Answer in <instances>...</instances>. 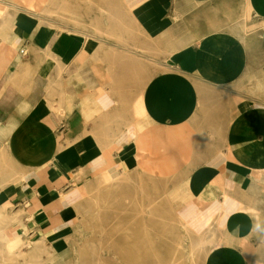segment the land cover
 I'll return each instance as SVG.
<instances>
[{
  "label": "crops",
  "instance_id": "obj_1",
  "mask_svg": "<svg viewBox=\"0 0 264 264\" xmlns=\"http://www.w3.org/2000/svg\"><path fill=\"white\" fill-rule=\"evenodd\" d=\"M147 131L189 151L196 264H264V0H0L2 239L65 241Z\"/></svg>",
  "mask_w": 264,
  "mask_h": 264
},
{
  "label": "rangeland",
  "instance_id": "obj_2",
  "mask_svg": "<svg viewBox=\"0 0 264 264\" xmlns=\"http://www.w3.org/2000/svg\"><path fill=\"white\" fill-rule=\"evenodd\" d=\"M150 72L147 70L148 76ZM134 89V93H138L142 87ZM137 109L142 113L140 103ZM146 133L148 144L143 141L139 152L140 164L134 168L140 171L124 176L123 173L115 175L117 177L112 178V181L99 183L100 173L94 188L89 187L84 192L80 222L70 237L53 246L39 247L35 252L33 245H23L20 256L14 255L10 260L7 259L9 256L0 236V264H196L194 259L201 254V250L187 244L189 235L175 214L176 204L184 200L177 194L179 186L183 184L179 180L192 168V165L187 164L189 151L181 146L176 147L175 142H171V135L160 143L155 142L154 134ZM214 138L212 135V142ZM161 147L169 153L166 155L167 160H160L163 153ZM147 154L148 157L144 158ZM149 162H156L160 169H164L163 173L156 172L160 182H156L144 168L145 163ZM138 219L140 222L136 223ZM134 237H139L143 242L140 247L144 253L139 259L133 257L136 259L126 260L120 252L129 245L120 241L132 240ZM131 247L137 248V245ZM108 248H111V252Z\"/></svg>",
  "mask_w": 264,
  "mask_h": 264
},
{
  "label": "bare ground",
  "instance_id": "obj_3",
  "mask_svg": "<svg viewBox=\"0 0 264 264\" xmlns=\"http://www.w3.org/2000/svg\"><path fill=\"white\" fill-rule=\"evenodd\" d=\"M239 25V24H238ZM93 41V40H92ZM86 42V41H85ZM116 48V47H115ZM108 50L109 51H111L109 48H108ZM122 51V50H121ZM112 53V52H111ZM118 53H120V52H118ZM124 55V54H123ZM109 56H111V55H109ZM107 59H109V58H107ZM109 61H111V60H109ZM140 63H142V62H140ZM139 63V64H140ZM122 64V63H121ZM140 66H141V64H140ZM166 68H168V67H166ZM135 130V129H134ZM137 130V129H136ZM108 132V131H107ZM119 135V134H118ZM122 135V134H121ZM133 136L135 137L134 138V140H136V150H137V157L138 158H140V155H139V152H140V150H141V146H142V144H143V140H141V137L139 136V134H133ZM145 138V137H144ZM112 141V140H111ZM116 141V140H115ZM99 142V141H98ZM97 142V143H98ZM135 143V142H134ZM161 150H162V147H161ZM163 151H164V149H163ZM102 152V151H101ZM137 161V160H136ZM162 164H164V163H162ZM162 164H160L161 166H162ZM148 172H150V174H151V176H153V178H154V180H155V177L157 176V173L156 172H161V173H163L164 172V169H160L159 168V166L157 165V163L156 162H149V163H145V167H144ZM145 170V171H146ZM144 177V176H143ZM152 178V177H151ZM153 180V181H154ZM102 181H112V180H108L105 176H103V175H101L100 176V178H99V180H98V182L100 183V182H102ZM151 183H152V181H151ZM110 186V185H109ZM147 186V185H146ZM113 188V187H112ZM113 195V194H112ZM112 195H110V196H112ZM21 214V213H20ZM24 214V213H23ZM13 215H16V213L15 214H13ZM15 217H18V215H16V216H14V218ZM19 218V217H18ZM15 221H16V218H15ZM137 222L136 223H139L140 222V220L138 219V220H136ZM1 223V222H0ZM3 237V239L2 240H4V242L6 243V245H5V251H6V253H7V255L9 256V257H7V259H12L13 257H14V255H19L20 256V252H21V248H22V246L23 245H26L27 247H29V245L31 244V246L33 245L34 246V249H33V251L35 252L36 250H39V247H42V246H39L42 242L41 241H39V242H32V243H30V242H28L27 240H25L24 239V241L22 242L21 240H19L18 239V241H17V244H15V247H12V241H9L8 239L7 240H5L6 239V237L3 235L2 236ZM120 242H122L123 244H126V245H129V247L128 248H126L124 251H122V252H120L121 253V255L122 256H124V258L126 259V260H132V259H136V258H133V257H137V259H139V256L142 254V253H144V251H143V249L141 250V245L143 244V242L141 241V239L139 238V237H134V238H132V240L131 239H129L128 241H120ZM90 243V242H89ZM91 244V243H90ZM92 244H94V243H92ZM100 244V243H99ZM99 244H98V246H99ZM199 244V243H198ZM45 245V244H44ZM115 245H116V243H115ZM130 245H137V248H130ZM197 245V244H196ZM47 246V244L45 245V247ZM86 246V245H85ZM94 246H95V244H94ZM200 246V245H199ZM140 247V248H139ZM99 248V247H98ZM97 249V248H96ZM95 249V250H96ZM109 249V248H108ZM111 249V248H110ZM110 249H109V251H110ZM53 250V249H52ZM100 250V249H99ZM98 250V251H99ZM17 251V252H16ZM108 251V253H110ZM40 252V251H39ZM93 252V251H92ZM104 252V251H103ZM24 253V252H23ZM96 253V252H95ZM99 253H100V251H99ZM107 253V252H106ZM111 254V253H110ZM98 255V254H97ZM104 255V254H103ZM112 255V254H111ZM13 256V257H12ZM91 256V255H90ZM109 256V255H108ZM105 257H107V256H105ZM132 258V259H131ZM6 259V260H7ZM20 259H21V257H20ZM92 259V258H91ZM98 259H99V257H98ZM112 259V258H111ZM96 260V259H95ZM78 261V260H77ZM89 261H91L92 262V260H89ZM103 261V260H102ZM84 263V262H83ZM103 263V262H102ZM105 263V262H104ZM35 264H37V263H35ZM85 264V263H84ZM87 264H89V263H87ZM91 264V263H90ZM93 264V263H92ZM95 264V263H94Z\"/></svg>",
  "mask_w": 264,
  "mask_h": 264
},
{
  "label": "built area",
  "instance_id": "obj_4",
  "mask_svg": "<svg viewBox=\"0 0 264 264\" xmlns=\"http://www.w3.org/2000/svg\"><path fill=\"white\" fill-rule=\"evenodd\" d=\"M19 54H20L21 56H25V52H24V50L21 49V50L19 51Z\"/></svg>",
  "mask_w": 264,
  "mask_h": 264
}]
</instances>
